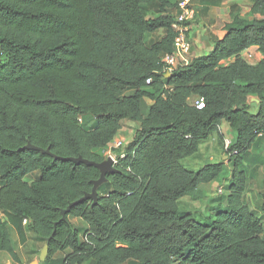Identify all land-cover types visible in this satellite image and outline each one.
Returning <instances> with one entry per match:
<instances>
[{"label": "trees", "instance_id": "1", "mask_svg": "<svg viewBox=\"0 0 264 264\" xmlns=\"http://www.w3.org/2000/svg\"><path fill=\"white\" fill-rule=\"evenodd\" d=\"M177 5L0 0V212L27 221L48 245L47 260L68 250L62 264H264V227L243 201L245 156L264 135V0L252 2L251 19L225 22L206 55L166 77L161 56L173 51L168 12ZM157 32L164 36L148 41ZM251 48L261 55L254 64L244 58ZM192 97L204 107L189 104ZM249 97L258 100L255 114ZM87 119L90 130L83 128ZM123 121L136 129L115 151L117 173L106 175L96 205L86 200L61 221V211L90 193L100 172L27 147L101 163ZM222 122L233 133L227 161L186 169L182 161L201 143L213 134L222 140ZM229 164L223 210L202 221L179 210L180 199L198 200V186L219 179ZM34 172L39 179L27 182ZM260 199L264 213V194ZM0 253L13 256L1 218Z\"/></svg>", "mask_w": 264, "mask_h": 264}, {"label": "crops", "instance_id": "2", "mask_svg": "<svg viewBox=\"0 0 264 264\" xmlns=\"http://www.w3.org/2000/svg\"><path fill=\"white\" fill-rule=\"evenodd\" d=\"M169 15L174 16L176 14V9L170 10L168 12ZM164 36L163 32H157L153 35H150L148 38V41H154V40H160ZM222 36V35H221ZM221 38V37H220ZM216 41V40H215ZM193 42H197V40H193ZM214 44V43H213ZM213 44L211 47H209L208 51L205 53H202L200 56L206 55L209 51H211ZM254 49L258 52L256 48H251V50ZM259 59H261V55L258 52ZM199 57V56H197ZM196 58V56H195ZM195 98L192 97L190 100H194ZM189 100V101H190ZM148 103L145 100V104L147 107L152 105V102L147 100ZM247 105L249 107V112L251 114H255L258 110V100L255 97H249L247 99ZM124 122V121H123ZM122 122V123H123ZM218 133L220 136H222V139L225 141L230 135L231 138H233V134L228 126L227 123L222 122L219 126ZM225 133H229L227 136ZM119 134V133H118ZM117 134V136H118ZM116 136V137H117ZM115 137V138H116ZM216 140L219 141L218 136L216 134H213L207 141L203 142L199 146V152L188 159H185L184 161L188 165L189 168H186L191 171H196L200 167L206 165V164H212L210 161L214 158V153L212 151L213 144L214 149L217 152L218 155L223 156L222 158L225 159V155H221V147L220 145L216 143ZM226 142V141H225ZM259 142L257 141L256 144ZM225 144V143H224ZM254 145L249 153L251 154L257 145ZM203 151V152H202ZM201 156V157H200ZM200 158H203L204 160L201 161V166H197L199 164L198 160ZM225 163V161H224ZM247 163L244 162V166H246ZM40 177L39 172H34L26 177V180L30 182L37 181ZM224 172L221 175V177L217 180H214L208 184H201L198 186L197 190L200 192V198L198 200H192L189 197H184L179 200L178 207L180 211H183L185 213L193 215V217L197 220H205L208 216L215 213L214 208L217 206L218 203H213L212 195L214 192L217 193V189L219 187H224L226 185V182L224 180ZM260 181H256L252 183L250 176L248 175V184H247V190L244 194L243 201L245 199L246 203L251 204L252 206L249 207L251 210L255 211L257 215L262 218V215L264 213H260L259 211L261 207L263 206V202L260 199V196L264 194V188L259 186ZM256 185L258 188L254 187ZM252 193V197H251ZM223 197V196H222ZM251 198H253L254 203H251ZM212 202V204H211ZM225 200H223V204L221 205V210L225 208L224 204ZM187 205V210H184L181 208L180 204ZM247 205V204H246ZM213 207V209H212ZM260 207L259 209H257ZM258 211V212H257ZM262 212V211H260ZM0 218L4 220L7 223L8 227V233H9V239L13 248V256L10 257L6 253H0V264H60L62 263L63 258L69 253L68 250L64 252H58L55 255H53L49 260L39 261V256L42 248L46 245L44 242L39 241L34 234H32L29 230H27V223H24L22 220L15 219L7 214H3L0 212ZM263 219V218H262ZM69 222L72 224L73 227L76 229H81L82 231L86 229V225L77 218H68ZM262 221V220H261ZM264 222L262 221V224ZM264 225V224H263ZM82 237V235H80Z\"/></svg>", "mask_w": 264, "mask_h": 264}, {"label": "rangeland", "instance_id": "3", "mask_svg": "<svg viewBox=\"0 0 264 264\" xmlns=\"http://www.w3.org/2000/svg\"><path fill=\"white\" fill-rule=\"evenodd\" d=\"M253 1L254 0H221V1L193 0L192 4L196 11L197 19H196V22L192 25V31H191L192 45H191V51H190V59L192 60L195 58V56L196 57L200 56L202 53H205L208 51L209 47L212 46L215 40L221 37L222 35L221 29L225 22H229L233 17H240V18H245L248 20L251 19V17L249 16V8ZM146 13H148V11ZM193 40H197V42H193ZM244 58L248 62L254 64L258 61L259 55L256 50L250 49L245 52ZM146 102L148 103L147 100ZM193 102L194 100L188 101L189 104ZM92 126H93V119H87L83 121L84 129L90 130L89 128H92ZM135 129H136V124L129 122V121H124L122 123V128L119 131V134L116 138L124 139L125 145H126L129 143V141L133 137ZM228 134L229 133H225L226 136ZM226 138L227 139L225 141H229L230 143L233 142V138H231L230 135H228V137ZM225 141L222 139L219 143V141L216 140L217 145L219 144L221 147V155H225L224 157L225 159L222 158L223 156H220L217 154V152L214 149V144H213L212 151L214 153V158L212 159V161H210V163H219V162L227 161L226 149H225V144H224ZM256 145L257 146L254 149L255 151H253L250 155L247 154L245 156L246 162L248 164L246 168L249 171L251 185H253L252 183L259 180L260 181L259 186L264 188V138L259 137V143ZM202 160L204 159L200 158L198 160L199 164L197 166H201ZM182 165L185 168H189L185 161H182ZM231 171H232V168H231V165L229 164V166L226 167V173L224 174L225 182L227 179H229L230 177L229 175ZM27 182H30V181H27ZM1 184L2 182L0 180V186ZM254 187L258 188L256 185H254ZM217 194L218 193L214 192L212 195V197H214L212 202L218 203L217 206L214 208L215 210L221 207V205L223 204V200H225L227 193H226V190H223V194L221 196ZM251 197H252V193H251ZM254 202L256 201H254L253 198H251V203H254ZM244 203L249 205L250 207L252 206L251 204L246 203L245 199H244ZM180 206L184 210H187V205L182 203L180 204ZM259 208L260 207H258L257 209ZM260 213L263 214V212L259 211V214ZM262 218L261 220L264 222V215H262ZM80 231L82 232L81 229Z\"/></svg>", "mask_w": 264, "mask_h": 264}, {"label": "built area", "instance_id": "4", "mask_svg": "<svg viewBox=\"0 0 264 264\" xmlns=\"http://www.w3.org/2000/svg\"><path fill=\"white\" fill-rule=\"evenodd\" d=\"M193 0H178V5L176 8V14L173 16V22L171 24V29L175 34L173 41V51L171 54H163L161 56V61L164 65L165 73L170 75L175 69L180 67H186L191 63L190 51H191V31L192 25L196 22L197 14L192 4ZM250 50V49H249ZM248 51V50H247ZM245 54V53H244ZM150 82L147 81V84ZM191 105L195 106L198 110L204 107V101L202 98H195ZM258 137L264 138V135H259ZM231 143L229 141L225 142V149H227ZM125 146L124 139L114 140L109 144L106 151L104 152L105 160H111L113 167L117 163V156L115 151L122 150ZM124 157L123 154L120 155V159ZM217 195L223 194V187L217 189ZM27 223L26 220H23Z\"/></svg>", "mask_w": 264, "mask_h": 264}, {"label": "water", "instance_id": "5", "mask_svg": "<svg viewBox=\"0 0 264 264\" xmlns=\"http://www.w3.org/2000/svg\"><path fill=\"white\" fill-rule=\"evenodd\" d=\"M166 77H169V75L166 74ZM27 148L34 150V151H37V152H40L43 155H48V156L52 157L54 160L72 162L74 164H84L86 166L94 167V168L98 169L100 172L99 179L92 182L91 192L86 193L81 199L71 203L65 210L61 211V216H62L61 221L66 220V215L72 207H74V206H76V205H78V204H80L86 200H92V206L96 205L97 201H98V188L107 182L106 175L117 173V170L113 167V164H112L111 160H109V159H106L101 163H94V162L85 160L81 157H78V158H61V157L55 156L49 150H43L41 148L34 147V146H28ZM51 238L52 237H50V239ZM48 252H49L48 245H45L40 252L39 261L42 262V261L46 260V258L48 257ZM34 264H37V263H34Z\"/></svg>", "mask_w": 264, "mask_h": 264}]
</instances>
